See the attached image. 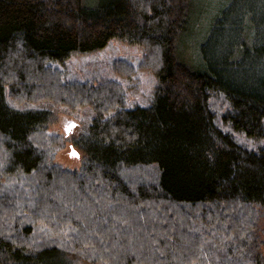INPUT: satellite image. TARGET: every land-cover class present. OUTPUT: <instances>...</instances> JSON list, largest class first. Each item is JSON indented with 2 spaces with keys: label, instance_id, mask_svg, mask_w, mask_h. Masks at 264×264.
Masks as SVG:
<instances>
[{
  "label": "trees",
  "instance_id": "obj_1",
  "mask_svg": "<svg viewBox=\"0 0 264 264\" xmlns=\"http://www.w3.org/2000/svg\"><path fill=\"white\" fill-rule=\"evenodd\" d=\"M191 3L0 0V167L21 188L0 194V264H264V22L247 45L251 8L232 2L191 65L178 51ZM112 38L142 46L138 67L156 76L147 104L54 65ZM41 102L93 110L71 138L78 168L54 161L61 138L43 132Z\"/></svg>",
  "mask_w": 264,
  "mask_h": 264
},
{
  "label": "rangeland",
  "instance_id": "obj_2",
  "mask_svg": "<svg viewBox=\"0 0 264 264\" xmlns=\"http://www.w3.org/2000/svg\"><path fill=\"white\" fill-rule=\"evenodd\" d=\"M232 2L242 9L251 8V12L244 15L246 27L243 33L246 44L252 45L256 41H254V36L261 34L264 10L256 8L257 6L253 5L252 1L251 7H249L248 0H192L187 27L178 38V51L189 64L197 65L200 63V48L209 33L208 28L212 20ZM257 4L260 6L262 0L257 1ZM142 53L143 48L140 44L112 38L98 50L89 53H74L63 62H56L54 65L62 70L65 80H114L121 83L128 105L147 104L152 97L156 76L154 73L138 67ZM117 60L131 64L135 69L134 73L130 76H124L114 71L112 65ZM40 105L52 110V115L43 132L50 136L59 135L61 138V142L55 148L54 161L64 167L78 168L83 153L73 145L71 138L78 135L87 126L94 114L93 110L88 106L69 109L63 105L49 102H41ZM214 106L215 109L219 110L225 107L220 98L214 101ZM42 136L43 133H40L37 137L38 143H40ZM239 139L241 141L244 139L247 143L252 144V141L243 138V136H239ZM0 164L3 167V161ZM151 174L148 172L147 175L144 176L143 174L142 176L147 178L151 177ZM15 179L14 175L6 174L0 167V194H11L12 197L18 195L21 188L17 192L14 191L17 182ZM22 198L26 197L22 196ZM191 209L196 212L197 207ZM259 228L264 240V213L259 219ZM261 249L264 253V245ZM67 255L69 264H94L75 254Z\"/></svg>",
  "mask_w": 264,
  "mask_h": 264
},
{
  "label": "snow or ice",
  "instance_id": "obj_3",
  "mask_svg": "<svg viewBox=\"0 0 264 264\" xmlns=\"http://www.w3.org/2000/svg\"><path fill=\"white\" fill-rule=\"evenodd\" d=\"M73 154H75V153H73Z\"/></svg>",
  "mask_w": 264,
  "mask_h": 264
}]
</instances>
